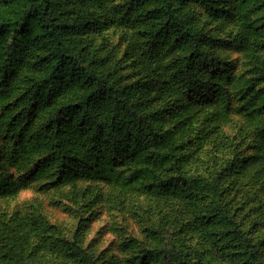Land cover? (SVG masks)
<instances>
[{
  "label": "rangeland",
  "instance_id": "374dc122",
  "mask_svg": "<svg viewBox=\"0 0 264 264\" xmlns=\"http://www.w3.org/2000/svg\"><path fill=\"white\" fill-rule=\"evenodd\" d=\"M80 1L85 0H52L62 20L80 17L86 22L80 31H69L68 47L96 60L102 71L118 68L115 74L122 84L135 86L137 99L147 98L142 104H148L149 112L166 109L173 148L193 157L186 170L206 185L203 210L210 225L197 222L186 207L152 194L143 182L62 183L55 175L33 172L32 165L2 164L20 185L0 199V264H171L179 252L190 254L192 264H199L200 256L203 264H225L217 255L219 248L239 241L223 239L227 232L219 223L224 214L238 222L256 263L264 264V176L257 175V165L244 163L264 151V140L257 135L264 127V8L253 15L261 21V37L245 31L234 15L219 22L205 8L167 0L171 12L207 42L208 54L198 62L200 76L194 72L193 78L218 90L209 99L197 84L192 88L186 82L172 41L159 44L156 53L147 51L153 27L146 14L164 0H100L101 8L91 13ZM227 1L234 9L235 0ZM22 9L19 1L0 0V24ZM40 34L33 23L10 59L7 103L16 111L28 104L29 86L41 74L36 63L44 51L35 41ZM9 44L0 40V62L7 58ZM240 79L255 80L263 96L242 98ZM45 116H38V124ZM3 123L0 151L5 145ZM177 171L175 167L169 174Z\"/></svg>",
  "mask_w": 264,
  "mask_h": 264
},
{
  "label": "trees",
  "instance_id": "16d2710c",
  "mask_svg": "<svg viewBox=\"0 0 264 264\" xmlns=\"http://www.w3.org/2000/svg\"><path fill=\"white\" fill-rule=\"evenodd\" d=\"M7 1H19L23 9L0 24V40L10 41L8 56L0 62V120H4L5 127V145L0 151V199L15 193L20 185L14 176L3 170L2 164L32 165L33 172L55 175L62 183L143 182L152 194L171 200L177 208L186 207L197 222L210 225L211 217L203 210L206 185L186 170L193 157L173 148L172 137L166 129V109L149 112L148 104H142L147 98L137 99L135 86L122 84L115 74L118 68L102 71L96 60L90 61L83 52L71 51L65 38L69 31L86 27L84 19L62 20L55 13L52 0ZM164 1L146 14L153 27L147 51L156 53L159 44L172 41V51L179 53L178 63L186 82L192 88L197 84L203 97L215 98L218 90L210 82L193 78L194 72L200 76L198 62L208 54L204 45L207 42L199 40L184 21L171 12L167 0ZM179 1L182 5L205 8L209 16L219 22L234 15L249 34L263 36L261 21L253 16L264 8L261 0H235L234 9H230L227 0ZM80 4L87 13L101 8L100 0H85ZM33 23L41 29L35 39L44 51V56L36 63L41 74L29 86L28 104L16 111L14 104L7 103L12 92L8 69L10 59L21 47V38ZM230 83H235L232 76ZM237 84L242 86V98L251 95L256 100L263 96L255 80L240 79ZM78 91L84 93L78 96ZM42 113H46L44 122L38 124ZM257 135L264 140V127ZM258 151L246 157L244 163L257 165V175L262 177L264 151ZM175 167L178 171L172 176L169 172ZM224 215L219 223L227 232L223 239L229 240V244L234 240L239 242L237 246L219 248L220 262L257 264L252 245L245 239L238 222ZM236 249L241 251L234 252ZM204 260L200 256L199 264ZM170 262L192 264L190 254L181 252Z\"/></svg>",
  "mask_w": 264,
  "mask_h": 264
}]
</instances>
